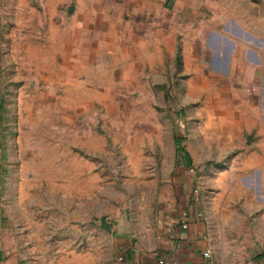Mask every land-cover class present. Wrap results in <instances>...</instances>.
Listing matches in <instances>:
<instances>
[{
    "label": "crops",
    "instance_id": "1",
    "mask_svg": "<svg viewBox=\"0 0 264 264\" xmlns=\"http://www.w3.org/2000/svg\"><path fill=\"white\" fill-rule=\"evenodd\" d=\"M40 1L57 44L54 75L35 83L49 99L34 100L50 111L39 116L36 105L33 121L23 112L3 149L0 264H223L227 226L247 218L257 229L238 250L264 264V2L252 20L206 23L179 12L187 1ZM250 24L262 30L252 38ZM190 53L192 129H135L126 111H113L151 85L154 56L182 85ZM186 135L192 144L175 150Z\"/></svg>",
    "mask_w": 264,
    "mask_h": 264
},
{
    "label": "rangeland",
    "instance_id": "2",
    "mask_svg": "<svg viewBox=\"0 0 264 264\" xmlns=\"http://www.w3.org/2000/svg\"><path fill=\"white\" fill-rule=\"evenodd\" d=\"M178 2H189L186 8L179 9L180 13H188L190 16H196L201 19L205 18L206 23L210 18L225 16L238 18L242 21L252 20L257 17V1L260 6L264 0H175ZM256 3L255 5H253ZM173 15V10H171ZM44 10L40 0H0V179L9 175L10 166L8 164V154L3 153V149L11 143V140H17V124L19 117L26 112V119L34 120V107L38 105L34 98L49 99V89L42 87L40 91L36 89L35 83L44 82L48 85L51 73V62L55 60L56 41H52L48 36L53 28L49 25V19L42 17ZM155 18H161V13H155ZM48 22V23H47ZM156 24V23H155ZM148 25L150 32L151 27L155 30L152 44L156 47L159 44L158 32L161 30L160 25ZM250 38L254 32L262 31L257 25L245 26ZM58 31V30H55ZM158 31V32H157ZM251 34V35H250ZM157 37V39H156ZM162 56H154V70L146 74L147 79L151 81V85L142 89H136L130 92L132 98L131 103L122 104L121 106H112L113 111L121 115L122 110L127 112L131 128L153 130L165 129L174 130L176 132L192 129L195 123V111L198 110L196 99L199 98L195 94L192 84L188 81L194 67V58L192 53L187 56V65L191 68L185 72V82L179 87L172 83V70L170 74L162 71L160 62ZM171 80L170 88H162V84ZM167 84V83H166ZM181 84V83H180ZM40 86V85H39ZM47 88V89H46ZM200 93V92H199ZM208 95V93H206ZM223 95L225 92L223 90ZM169 99V100H168ZM167 101L169 103H167ZM40 110L37 114H48L49 107L47 105L37 106ZM121 111V112H120ZM108 123V122H107ZM118 124V123H117ZM119 128L123 124H118ZM15 136V137H14ZM186 137L180 141L175 138V150L183 148L182 142L186 141L184 146L192 144ZM151 135L145 136L144 140L148 141ZM154 139H157L154 137ZM183 151H186L184 149ZM176 157L178 152H176ZM186 158L193 157L185 152ZM189 166L198 169L192 164ZM203 171V170H202ZM208 169L203 173H208ZM199 172V171H198ZM256 213L249 212L254 220ZM215 214V213H214ZM217 218L211 217V232L215 236L218 224ZM245 225L230 224L227 226V242L223 243L224 258L223 264H248L251 254L249 249L244 246L238 250V243L244 245V240L254 236L256 226L251 224L248 218L244 220ZM221 227V225L219 224ZM226 229V228H225ZM220 239V238H219ZM220 243V242H219ZM232 246V247H230ZM221 250V251H223ZM231 258V261H230ZM241 258V260H240ZM235 259V260H234Z\"/></svg>",
    "mask_w": 264,
    "mask_h": 264
},
{
    "label": "built area",
    "instance_id": "3",
    "mask_svg": "<svg viewBox=\"0 0 264 264\" xmlns=\"http://www.w3.org/2000/svg\"><path fill=\"white\" fill-rule=\"evenodd\" d=\"M190 171L194 174L196 170H195V168L191 167ZM181 225H182L183 228H187L188 227V219H187L186 215L181 220ZM206 252H207L208 255H210V253H212L211 249H207ZM159 262L161 264H167V262L164 259H160Z\"/></svg>",
    "mask_w": 264,
    "mask_h": 264
}]
</instances>
